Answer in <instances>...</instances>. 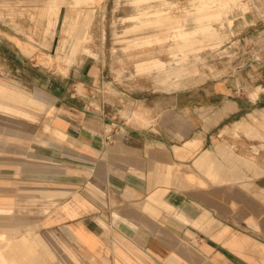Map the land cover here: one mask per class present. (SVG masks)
Listing matches in <instances>:
<instances>
[{
    "label": "crops",
    "instance_id": "crops-1",
    "mask_svg": "<svg viewBox=\"0 0 264 264\" xmlns=\"http://www.w3.org/2000/svg\"><path fill=\"white\" fill-rule=\"evenodd\" d=\"M74 72L49 78L46 104L84 174L47 193L61 202L42 208L34 238L24 223L4 224L21 230L0 264H264V161L217 142L261 109V96L225 78L126 106L107 94L104 71ZM10 198L1 187L0 214L13 211Z\"/></svg>",
    "mask_w": 264,
    "mask_h": 264
},
{
    "label": "rangeland",
    "instance_id": "rangeland-1",
    "mask_svg": "<svg viewBox=\"0 0 264 264\" xmlns=\"http://www.w3.org/2000/svg\"><path fill=\"white\" fill-rule=\"evenodd\" d=\"M163 6V23L145 13ZM85 69L104 71L107 94L126 97V106L135 96L235 79L240 95L261 96L252 114L259 119L250 114L225 126L217 142L256 165L264 161V0H0V84L45 102L0 98V188L12 187L14 207L0 214V249L19 241L9 237L21 230L4 224L24 223L34 238L42 208L61 202L47 193L84 174L82 158L56 129L46 86ZM76 79V94L84 95V77Z\"/></svg>",
    "mask_w": 264,
    "mask_h": 264
},
{
    "label": "bare ground",
    "instance_id": "bare-ground-1",
    "mask_svg": "<svg viewBox=\"0 0 264 264\" xmlns=\"http://www.w3.org/2000/svg\"><path fill=\"white\" fill-rule=\"evenodd\" d=\"M166 10H167L166 7L163 6L161 8H154L151 11H146L145 13L152 12V14H154V16L157 17L156 22H158V18L163 17V19H159V21L163 23L164 21H168V14H166L167 13ZM161 65L163 64H161V62H158V66H161ZM0 98L1 99L3 98L12 99V100H16L21 103H33V104H38V105L42 104L41 100H38L37 98L29 96L20 91H17L10 86H6L5 84H0ZM5 107H6L5 105L0 103V110H4ZM6 212L7 210H0V213H6Z\"/></svg>",
    "mask_w": 264,
    "mask_h": 264
}]
</instances>
